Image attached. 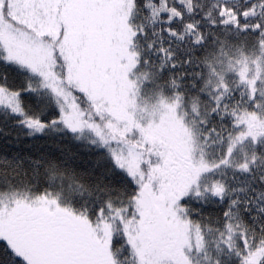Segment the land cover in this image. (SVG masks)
Masks as SVG:
<instances>
[{
	"label": "snow or ice",
	"instance_id": "1",
	"mask_svg": "<svg viewBox=\"0 0 264 264\" xmlns=\"http://www.w3.org/2000/svg\"><path fill=\"white\" fill-rule=\"evenodd\" d=\"M0 264H264V0H0Z\"/></svg>",
	"mask_w": 264,
	"mask_h": 264
}]
</instances>
